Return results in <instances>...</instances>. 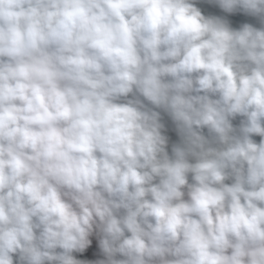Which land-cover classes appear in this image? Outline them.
I'll return each instance as SVG.
<instances>
[{
    "label": "clouds",
    "instance_id": "obj_1",
    "mask_svg": "<svg viewBox=\"0 0 264 264\" xmlns=\"http://www.w3.org/2000/svg\"><path fill=\"white\" fill-rule=\"evenodd\" d=\"M0 264H264V0H0Z\"/></svg>",
    "mask_w": 264,
    "mask_h": 264
}]
</instances>
